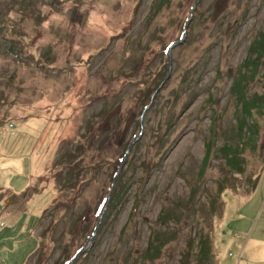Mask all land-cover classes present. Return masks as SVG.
I'll return each mask as SVG.
<instances>
[{
  "label": "rangeland",
  "instance_id": "374dc122",
  "mask_svg": "<svg viewBox=\"0 0 264 264\" xmlns=\"http://www.w3.org/2000/svg\"><path fill=\"white\" fill-rule=\"evenodd\" d=\"M157 1L0 0V264H264V0Z\"/></svg>",
  "mask_w": 264,
  "mask_h": 264
},
{
  "label": "trees",
  "instance_id": "16d2710c",
  "mask_svg": "<svg viewBox=\"0 0 264 264\" xmlns=\"http://www.w3.org/2000/svg\"><path fill=\"white\" fill-rule=\"evenodd\" d=\"M163 3H164V0H160V1H157L156 5L160 6V5H163ZM70 19H71V15H70ZM257 43L259 45H260V43L264 45V37L260 41L256 42L254 47L255 46L258 47ZM24 46H25V44L20 47L21 50L24 49ZM255 49L256 48H254V50ZM6 52H9V50H6ZM13 57L16 59L15 61H19V62L22 61L21 53L19 51H17L15 56H13ZM258 58L259 57L257 55H255L253 58L245 59L243 61V63L240 65V67L238 68L239 69L238 70L239 77L235 81L236 83L234 85L235 86L234 90H235L236 95H237L236 96L237 100H238L237 102L240 103V110L242 112L241 114L245 115V116L242 117L243 120H241L240 124L237 123L239 125L236 127V130H235V133L237 134V137H238V143L235 145L236 148L230 149L227 145H224L218 150L219 151L218 154H223V157H224L226 163H230V164L232 163V161L236 158V153L239 151V149L241 148L242 144H244L246 142V140L242 139L243 137H242L241 132H240V130H241L240 128L243 127L242 121H243V123L246 122L248 126H251V129L249 128L250 132L248 131V137L249 138L247 140L253 141V139H256V134H253V132L254 133H255V131L257 132V128H256V126L251 124V120L249 119V116H250L249 109L251 108V106L255 105V102H252V101L250 103L249 102H245L247 89H245L246 87L243 85V83L244 82L246 83L247 81L251 80L252 77L255 75L256 68H257V65H258ZM38 66H39V63H38ZM209 138L212 139L211 136ZM212 145H213L212 141L208 140L207 143H206V146H205V148H206V156H208L209 153H211ZM206 156H205L204 160L202 161V164L199 167L200 169H199V171L197 173V176H199V177L201 176V174H203V172H205V169H206L205 168V166H206L205 164H207V159H208ZM118 179H117V182L119 181ZM114 195H115V193H114ZM111 198L113 199V195H112ZM179 210H181V209H179ZM177 218H178V216H177ZM169 219H171V218H169ZM171 220H172V223L175 220V224L178 222L177 219H175V217H173ZM200 237H201V235H200ZM155 240H156V238L154 239V237H152L151 241H149V247L146 248V249L151 250L152 247L156 246V245H154L152 243ZM146 246H148V243H147ZM144 256L145 257H143V258L148 260L149 256H150V252L145 253Z\"/></svg>",
  "mask_w": 264,
  "mask_h": 264
},
{
  "label": "water",
  "instance_id": "95a60500",
  "mask_svg": "<svg viewBox=\"0 0 264 264\" xmlns=\"http://www.w3.org/2000/svg\"><path fill=\"white\" fill-rule=\"evenodd\" d=\"M197 1H198V0H195V1H194L193 6H192V8L190 9V12H189V18H188V20L185 22L184 30H185V28L187 27V25H188V23H189V20H190V18H191V14H192L193 8H194V6L196 5ZM184 36H185V31L183 32L182 38H181L178 42L174 43V45L177 44V43H181V42H182V39L184 38ZM126 155H127V151H126V153H125V156H126ZM106 202H107V201H106ZM98 223H99V220L97 221V225H96V227H95V229H94V231H93V234L95 233V231H96V229H97ZM83 250H84V249H81L80 252H82ZM68 264H70V263H68Z\"/></svg>",
  "mask_w": 264,
  "mask_h": 264
}]
</instances>
